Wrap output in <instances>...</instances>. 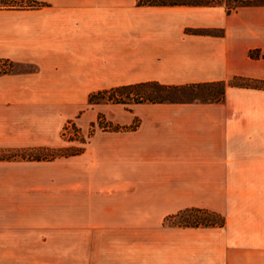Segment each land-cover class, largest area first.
<instances>
[{
	"label": "crops",
	"instance_id": "crops-1",
	"mask_svg": "<svg viewBox=\"0 0 264 264\" xmlns=\"http://www.w3.org/2000/svg\"><path fill=\"white\" fill-rule=\"evenodd\" d=\"M2 61L28 70L0 74V149L54 147L69 121L90 132L55 171L1 187L0 264H264V89L229 86L211 104H87L145 82H264V7L45 0L0 10ZM188 209L224 224L163 226Z\"/></svg>",
	"mask_w": 264,
	"mask_h": 264
},
{
	"label": "trees",
	"instance_id": "trees-1",
	"mask_svg": "<svg viewBox=\"0 0 264 264\" xmlns=\"http://www.w3.org/2000/svg\"><path fill=\"white\" fill-rule=\"evenodd\" d=\"M41 0H0V10H29L43 7ZM136 7H222L226 14L235 12L244 7H264V0H135ZM186 33L193 35L222 36L221 29H187ZM250 58H257L249 53ZM2 65L11 63L0 62ZM11 70H1L0 74ZM262 88L264 82L251 79L234 78L230 81L211 82L201 84H187L179 86L161 85L156 82L131 84L99 91L90 94L88 105H97L101 102L129 106L133 104H211L223 100L226 87ZM171 227L176 228H220L224 224L221 216L199 209H188L173 215L169 220Z\"/></svg>",
	"mask_w": 264,
	"mask_h": 264
},
{
	"label": "rangeland",
	"instance_id": "rangeland-1",
	"mask_svg": "<svg viewBox=\"0 0 264 264\" xmlns=\"http://www.w3.org/2000/svg\"><path fill=\"white\" fill-rule=\"evenodd\" d=\"M220 1L223 2L224 0ZM253 1L261 2L262 0ZM41 2L45 3V0H41ZM0 69L24 71L28 70V67L16 65L9 67L7 64L2 65L0 63ZM106 104L111 103L101 102L97 105ZM89 108L90 107H87L86 111H88ZM95 122L98 128H104L106 126L104 114L98 113ZM89 132L90 128L87 127L86 132L80 134V129L76 126V121H69L59 132L58 142L54 147L0 149V189L8 184H12L13 186H25L26 184H31L35 178H37L35 174L55 171L56 166L50 165V163L56 162L62 158L71 157L78 153ZM169 218L163 222V226L171 227V222H176V220H169ZM54 253L56 252L54 251ZM17 264H88V259H73L71 257L18 258Z\"/></svg>",
	"mask_w": 264,
	"mask_h": 264
},
{
	"label": "built area",
	"instance_id": "built-area-1",
	"mask_svg": "<svg viewBox=\"0 0 264 264\" xmlns=\"http://www.w3.org/2000/svg\"><path fill=\"white\" fill-rule=\"evenodd\" d=\"M2 69H0V71H1Z\"/></svg>",
	"mask_w": 264,
	"mask_h": 264
}]
</instances>
